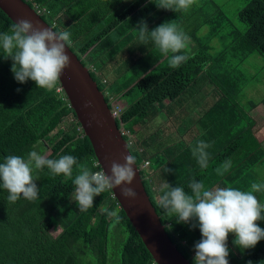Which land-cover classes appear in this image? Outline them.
Listing matches in <instances>:
<instances>
[{
	"label": "trees",
	"instance_id": "16d2710c",
	"mask_svg": "<svg viewBox=\"0 0 264 264\" xmlns=\"http://www.w3.org/2000/svg\"><path fill=\"white\" fill-rule=\"evenodd\" d=\"M24 1L44 11L41 16L56 31H70L72 42L69 46L86 67L88 62L81 54L91 46L99 42L101 54L96 58L108 56L116 49L109 55L112 60L122 53V43L133 42L127 38L132 30L139 27L142 20L154 19L155 14L158 17L151 30L171 22L183 29L190 37L188 41L196 45L192 52L186 44L176 53L186 55L187 60L173 69L168 64V56L173 54H164L151 42V52L140 56L139 62L131 65L110 88L90 70L108 105L111 107L113 99L123 107L116 122L119 128L129 124L134 128L136 136L131 130L132 133L124 138L130 152L136 156L146 192L172 242L191 264H195L194 245L202 238L199 227L177 223L159 207L158 199L167 184L183 186L185 192L190 193L187 185L192 179L202 181L206 189L231 187L244 192L258 182L255 169L263 152L253 132L252 115L258 104L244 103L248 87L242 80L243 69L249 61L264 60V0H204L200 6L191 5L178 12L148 6V0H101L91 4L87 0L89 5L86 0ZM82 1L85 9L80 4ZM111 2L114 5H110ZM206 4L213 10L206 13ZM230 6L235 10L225 12L223 8ZM75 7L81 15L72 12ZM96 7L97 12L101 10L107 14L92 11ZM197 13L201 16L199 20L193 17ZM82 14L88 18H81ZM94 18L111 19L112 26L92 30L90 26L97 27L95 22L91 25ZM123 22L129 25L125 34L108 38L114 24ZM12 24L0 9V33L8 32ZM203 26L208 29L205 36L199 31ZM92 33L95 37L83 40ZM76 40L84 41L82 49L74 47ZM220 45L222 49L216 52ZM12 64V59L5 60L0 49V163L8 155L27 159L35 150L43 156L51 152L45 156L47 159L72 155L89 168L95 162L97 167L92 168L93 171L102 170L66 95L58 92L59 80L52 89L38 88L31 79L19 83L11 71ZM202 76L219 94L216 103L204 110L200 123L202 132L194 142L203 140L210 145L207 149L209 162L204 169L192 156L191 149L185 148L176 154L174 146L164 143L166 139L162 133L149 137L141 133L149 120L180 100ZM226 161L231 162L230 167L218 174L216 169ZM146 162L149 166L143 168ZM166 168L171 171L166 172ZM79 170L74 166L73 176L66 177L63 174L53 176L47 167L34 169L32 174L39 189L35 200L21 196L15 203H9L8 191L0 187V264H156L112 190L94 197L93 206L86 212L76 214L77 210L67 208L70 203L74 204L73 180ZM254 195L260 203L264 202L261 192ZM117 206L121 217L118 221L107 215L108 210ZM60 215L69 216L63 227ZM257 224L264 229V220ZM235 239L236 235L230 233L226 242L230 254ZM117 242L120 247L116 250L113 243ZM236 251L238 258L233 262L228 259L229 264H264V239L254 248L242 250L237 246Z\"/></svg>",
	"mask_w": 264,
	"mask_h": 264
},
{
	"label": "clouds",
	"instance_id": "9594fccd",
	"mask_svg": "<svg viewBox=\"0 0 264 264\" xmlns=\"http://www.w3.org/2000/svg\"><path fill=\"white\" fill-rule=\"evenodd\" d=\"M155 4L158 8L178 12L187 10L193 0H156ZM53 30L54 26L44 27L21 18L11 25L8 32L0 33V49L5 60L12 59L11 71L17 82L26 83L31 79L38 88L52 89L63 71L71 67V58L66 52V47L72 42L71 33L68 30ZM136 30L138 39L144 45L152 42L164 54H173L168 56L171 68H178L186 62V55L176 53L186 47L190 37L177 25L166 22L149 31L147 23L142 20ZM209 147L203 140L191 146L192 156L202 169L208 166ZM123 160L124 163L112 161L110 174H106L105 170H92L97 167L95 162L89 168L72 155L47 159L35 150L28 154L27 159L8 155L0 163V187L8 191L9 203H15L21 196L35 200L39 189L34 182V169L47 167L53 176L63 174L72 177L75 166L80 170L73 180V196L79 211L86 212L93 206L94 197L115 188L120 189L125 199H137L138 193L132 187L136 176V156L131 153L125 155ZM230 165V161L224 162L221 168L216 169L217 173L226 171ZM165 171L171 170L166 168ZM187 187L190 193H186L183 186L167 184L166 190L162 189L158 205L177 223L199 227L202 238L194 245L195 264H229L226 242L230 233L236 235L234 244L242 250L254 248L264 239V229L257 224V221L264 219V205L254 195L264 191V182L252 183L251 190L247 192L231 187L206 189L204 183L196 179H192ZM119 213V206L107 211V215L117 221L121 219Z\"/></svg>",
	"mask_w": 264,
	"mask_h": 264
},
{
	"label": "water",
	"instance_id": "95a60500",
	"mask_svg": "<svg viewBox=\"0 0 264 264\" xmlns=\"http://www.w3.org/2000/svg\"><path fill=\"white\" fill-rule=\"evenodd\" d=\"M0 9L13 23L25 18L34 24L52 27L24 0H0ZM66 52L71 58V67L63 71L59 79L60 86L93 146L101 169L110 174L112 161L124 163L123 157L131 154L129 144L89 68L70 46L66 47ZM134 170L136 176L132 187L138 193L137 199H125L119 188L112 189L114 198L127 214L156 264H191L168 236L146 192L137 165H134Z\"/></svg>",
	"mask_w": 264,
	"mask_h": 264
},
{
	"label": "crops",
	"instance_id": "0c3cea01",
	"mask_svg": "<svg viewBox=\"0 0 264 264\" xmlns=\"http://www.w3.org/2000/svg\"><path fill=\"white\" fill-rule=\"evenodd\" d=\"M88 1L91 4V3H96L97 1H101V0H88ZM88 1L86 0V5H89ZM106 1L109 2L112 0H106ZM155 2H156V0H148V3H146V5L156 6ZM80 4H82V7L84 9L86 8L85 7L86 5L83 1ZM109 4L114 5L112 2ZM97 10H98V7L92 9V11H95V12H97ZM78 11L79 10L76 7L73 8V10H72V12L75 14H77ZM81 13H83V11H81ZM97 13L107 14V13L102 12L101 10ZM78 15H81V14L78 13L77 16ZM96 15H98V14H96ZM157 17H158V14H155L153 16L154 19L151 18V19H147V21H145L147 23V27H148L149 31H151L150 27L153 25V23ZM81 18L85 19V18H88V16H84L82 14ZM110 20L111 19L94 18L92 20L91 25L95 22V23H97L96 24L97 27H93V26H90V27H92V30H94V28H96L98 31L102 30V29L104 30V28H108V26L109 27L112 26V21H110ZM127 22H123L120 24H114V26L111 28L109 34L107 35L108 38H110L111 36L112 37L119 36V33L125 34V32L129 29V25H127ZM136 29H138V27ZM136 29L134 28L132 30V33L127 37L128 39L133 40V42L129 43L128 45H125L122 43L121 44L123 47L122 53L118 54L117 57L112 59V60H109V55L112 53H115L116 49L113 52H111L110 54H108V56H107V54H104L100 58H96L98 55L101 54L99 42H97L95 45L91 46L90 49H88L85 53H82V54L79 53V55L80 54L82 55L81 56L82 59L87 60L89 70L95 71L97 73L98 77L100 78V80L103 82V84L107 85L109 88L117 80H119L123 77V74L126 72V70L129 69V67L131 65L137 64L139 62L140 56L147 55L151 52V48H149L151 42L144 45L143 42H141L138 39L139 33ZM93 37H95L94 33H92L91 35L85 36V38L83 40H85V39L88 40V39H91ZM214 44L216 45L215 41H214ZM83 46H84V41H82V43L78 42L77 40L75 41L74 47H76V49L78 48L77 50H80V48L82 49ZM187 46L189 47V50L191 52L197 48L196 45L193 44L191 41L187 42ZM219 48L222 49V45H220ZM244 69L250 70L249 75L251 76L250 79L242 76L243 77V80H242L243 84H246V86L248 87V89L246 91L244 103H246V105L248 103L249 104H252V103L258 104V106L252 112V115H253L254 120H255L253 132H254V135L257 139V145L260 146V151L263 152V154H262L263 158H261L259 165L255 169V176H256V178H258V182H264V60L260 59V58H254L244 67ZM261 71L263 72V77H261V80H259L258 82L249 83V81H252V78L254 76L253 73L254 72L259 73ZM197 82L191 88H193L194 86H195L194 88H197V86H196ZM205 87L208 89L209 93H208V97L204 101L205 103H203V104L205 105L206 109H208V108H211L216 103L217 99H219V94H217L215 88L209 84L208 80H206V82H205ZM210 87H212L211 90H210ZM194 88L192 91H194ZM133 97H135V96L133 95L132 98ZM132 98L130 97L131 100H132ZM261 193H262L261 198L264 200V191H262ZM261 204L264 205V202ZM262 216H264V213H262ZM262 220H264V219H262ZM236 250H237V246L234 243H232L230 246L231 254L230 253L229 254H230V256L237 259L239 255H237L238 252Z\"/></svg>",
	"mask_w": 264,
	"mask_h": 264
},
{
	"label": "rangeland",
	"instance_id": "374dc122",
	"mask_svg": "<svg viewBox=\"0 0 264 264\" xmlns=\"http://www.w3.org/2000/svg\"><path fill=\"white\" fill-rule=\"evenodd\" d=\"M221 1L222 0H217V2ZM202 2H204V0H193L192 5L200 6ZM233 4L237 3L233 2ZM208 5L209 4H206V7L204 8L206 13L213 10ZM223 9L225 12H231L235 10L233 6ZM229 15L231 14L229 13ZM193 17L197 18V20H199V18L201 19L199 13L195 14ZM199 31L202 32L204 36L208 33V29L206 28V26H203L202 29H199ZM220 49L221 48H219L218 46L216 52L220 51ZM249 72L250 70L244 69L245 78L250 79L251 76L249 75ZM253 75L254 76L252 78V81H249V83L258 82L259 80H261V77H263V72H254ZM206 80V77L202 76L196 84L197 88H194L195 86L193 87L194 91H192L193 88H191L190 91H188L187 94L181 98V100L171 103L169 107L165 111L161 112L156 118L149 120L146 126L142 129L141 133H144L146 137L152 136L157 132L162 133L163 137L166 139L164 143L167 142V145H170L171 147L174 146L176 154L180 150H183L185 148L191 149V146L195 145V140L200 136L202 132V126L200 125V123L204 114V110L206 109L203 103H205L204 101L209 93L208 89L205 87ZM211 88L212 87H210V90ZM128 126H130V128H128ZM125 128V130L128 131L129 135L132 133V130V135L136 136L134 128H132L130 124L125 126ZM50 153L51 152H47L46 155H49ZM72 202L74 204L70 203L67 208H69L71 211L72 209L77 210L74 211V213L77 214L79 208L74 199L72 200ZM60 220L63 227V225H66V223L68 222L69 216L67 217L66 215H60ZM60 232L61 228H59L58 230V233ZM58 233H55L54 235H57ZM118 247H120V244L118 242L113 243V248L117 250ZM232 258L235 259L234 257ZM228 259L233 262V259L231 260L230 254L228 256Z\"/></svg>",
	"mask_w": 264,
	"mask_h": 264
},
{
	"label": "built area",
	"instance_id": "2783aa9c",
	"mask_svg": "<svg viewBox=\"0 0 264 264\" xmlns=\"http://www.w3.org/2000/svg\"><path fill=\"white\" fill-rule=\"evenodd\" d=\"M34 9L40 15H42V13H44V11H42L40 8H38V6H36ZM61 91H62V89L60 88L58 90V92H61ZM111 101H112V103H111L112 114L115 117V119H118L121 117L123 107L121 106V104L119 102L114 101L113 99ZM125 129H126L125 125H123L121 128V132H122L123 136H126V135L129 136L128 131H126ZM147 166H149V162H146L145 165L143 166V168H146Z\"/></svg>",
	"mask_w": 264,
	"mask_h": 264
}]
</instances>
